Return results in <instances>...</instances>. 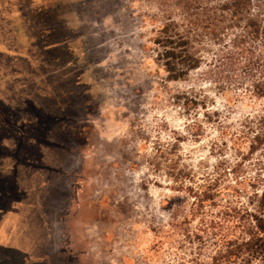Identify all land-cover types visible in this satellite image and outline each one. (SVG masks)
<instances>
[{
    "label": "rangeland",
    "instance_id": "obj_1",
    "mask_svg": "<svg viewBox=\"0 0 264 264\" xmlns=\"http://www.w3.org/2000/svg\"><path fill=\"white\" fill-rule=\"evenodd\" d=\"M158 3L0 0V264H244L213 257L253 208L264 149L236 139L264 104L210 57L168 81Z\"/></svg>",
    "mask_w": 264,
    "mask_h": 264
},
{
    "label": "trees",
    "instance_id": "obj_2",
    "mask_svg": "<svg viewBox=\"0 0 264 264\" xmlns=\"http://www.w3.org/2000/svg\"><path fill=\"white\" fill-rule=\"evenodd\" d=\"M158 10L162 20L153 45L156 61L168 81L184 80L210 57L206 65L213 63L219 72H231L237 87L264 104V0H159ZM255 120V127L247 136L236 139L239 143L248 142L249 154L264 149V106ZM170 164L174 169L175 162ZM262 175L260 178L258 174L251 184L252 191H245L252 210L241 212L233 234L222 241L224 251L213 257L214 263L240 260L250 264L264 259ZM190 192L200 206L223 189L217 191L208 185Z\"/></svg>",
    "mask_w": 264,
    "mask_h": 264
},
{
    "label": "crops",
    "instance_id": "obj_3",
    "mask_svg": "<svg viewBox=\"0 0 264 264\" xmlns=\"http://www.w3.org/2000/svg\"><path fill=\"white\" fill-rule=\"evenodd\" d=\"M21 202V201H20ZM75 253V252H74ZM83 255L84 254H75V256L74 257H78V258H75V260H73L72 262L74 263V264H84V262H83V260H82V258H83ZM31 263H36V262H32V261H28V260H26V261H22L20 264H31Z\"/></svg>",
    "mask_w": 264,
    "mask_h": 264
}]
</instances>
